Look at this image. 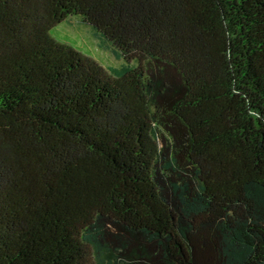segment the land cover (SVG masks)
Here are the masks:
<instances>
[{"label":"trees","instance_id":"obj_1","mask_svg":"<svg viewBox=\"0 0 264 264\" xmlns=\"http://www.w3.org/2000/svg\"><path fill=\"white\" fill-rule=\"evenodd\" d=\"M0 264H264V0H0Z\"/></svg>","mask_w":264,"mask_h":264},{"label":"rangeland","instance_id":"obj_2","mask_svg":"<svg viewBox=\"0 0 264 264\" xmlns=\"http://www.w3.org/2000/svg\"><path fill=\"white\" fill-rule=\"evenodd\" d=\"M77 22L68 19L53 28L50 34L56 40L74 47L76 50L96 60L99 64L103 65L104 63V67L120 69L123 61L113 58L107 51L100 49L98 41L90 35V30L81 27Z\"/></svg>","mask_w":264,"mask_h":264}]
</instances>
